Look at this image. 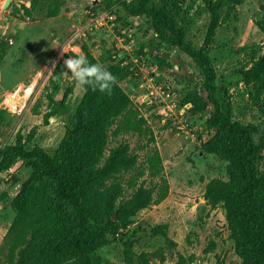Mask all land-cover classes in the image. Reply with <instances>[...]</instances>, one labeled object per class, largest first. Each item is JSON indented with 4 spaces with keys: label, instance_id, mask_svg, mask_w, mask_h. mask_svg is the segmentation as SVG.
<instances>
[{
    "label": "rangeland",
    "instance_id": "1",
    "mask_svg": "<svg viewBox=\"0 0 264 264\" xmlns=\"http://www.w3.org/2000/svg\"><path fill=\"white\" fill-rule=\"evenodd\" d=\"M36 1L32 7L33 0H11L5 9L6 0H0V40L6 39L8 44L0 62V150L21 136L26 149L40 146L55 155L83 92L73 85L66 114L45 121L47 87L56 65L71 52L82 54L86 43L107 68L114 65L123 70L120 84L150 128L110 141V148L128 143L138 157L136 168L114 185L122 186L129 199L131 180H138V186L159 183L161 176L152 178L148 170L154 150L160 152L162 177L169 184L167 198L137 213L127 227L118 226L114 215L117 226L102 235L104 243L97 251L102 264H141L138 256L143 254L149 264H242L223 206L205 198L212 180L228 181L229 177L228 163L203 147L218 132L208 126L214 106L203 87L200 68L162 38L164 30L150 16L131 17L122 6L123 2L136 6L142 0ZM216 1L150 0L148 6L173 14L186 42L199 49L211 21V3ZM26 8L31 9V17ZM106 14H112L114 21L100 26L96 21ZM262 20L264 0L226 5L209 47L218 76V98L222 104L232 105L235 120L257 128V144L264 142V99H252L255 87L244 81L243 73L263 54L264 34L258 27ZM194 106L205 111L192 113ZM32 132L30 143L27 139ZM257 163L264 174V148ZM31 173L32 163L22 159L9 170H0V264H10L6 235L16 216L12 204ZM162 225H167L169 242L154 232ZM125 242L132 245L131 258L126 257Z\"/></svg>",
    "mask_w": 264,
    "mask_h": 264
},
{
    "label": "trees",
    "instance_id": "2",
    "mask_svg": "<svg viewBox=\"0 0 264 264\" xmlns=\"http://www.w3.org/2000/svg\"><path fill=\"white\" fill-rule=\"evenodd\" d=\"M149 2L142 0L136 6L123 2L122 6L131 17L150 16L164 30L162 38L194 61L204 77L208 100L214 106L207 122L218 135L203 147L228 163L229 179L212 180L205 198L211 204L223 206L230 237L242 264H264V174L257 163L264 142L257 144L254 138L257 128L235 120L232 105L222 104L218 98V76L209 48L224 7L242 5L244 0L211 3V21L199 49L186 42V34L178 27L173 14L164 8H149ZM36 5L37 1L33 0L32 7ZM26 14L31 17V9L26 8ZM258 27L264 34V20L258 22ZM7 45L6 39L0 40V62L6 55ZM81 51L90 63L106 67L88 44L84 43ZM74 55L78 54H69ZM107 69L117 78L111 95L79 87L83 92L82 100L54 156L40 146L26 149L21 136L15 144L0 150L1 171L9 170L20 159L32 163V173L12 204L16 216L6 235L10 264H102L97 251L104 243L102 235L117 226L114 215L118 226L127 227L137 213L161 203L168 196L169 184L162 177V158L158 150L148 158V170L152 178L161 176L159 183L138 186V180H131L129 187L133 194L129 199H125L122 186L114 185L120 176L136 168L138 157L131 152L128 143L110 148V141L124 133L143 134L150 128L120 84L123 70L114 65ZM65 70L60 61L49 80V112L45 121L68 111L67 100L76 84L62 75ZM243 79L255 87L252 99L261 102L264 99V51L255 65L243 73ZM37 111L38 107L35 113ZM203 111L205 108L197 106L191 110L192 113ZM27 140L30 143L34 140V132ZM154 232L170 241L167 225L156 227ZM125 247L126 257L131 258L132 245L125 242ZM138 260L149 264L144 254L138 256Z\"/></svg>",
    "mask_w": 264,
    "mask_h": 264
},
{
    "label": "clouds",
    "instance_id": "3",
    "mask_svg": "<svg viewBox=\"0 0 264 264\" xmlns=\"http://www.w3.org/2000/svg\"><path fill=\"white\" fill-rule=\"evenodd\" d=\"M131 3V0H128ZM65 71L62 75L68 77L80 88L91 89L93 92L111 95L117 78L100 63H90L83 54L70 56L64 60Z\"/></svg>",
    "mask_w": 264,
    "mask_h": 264
},
{
    "label": "built area",
    "instance_id": "4",
    "mask_svg": "<svg viewBox=\"0 0 264 264\" xmlns=\"http://www.w3.org/2000/svg\"><path fill=\"white\" fill-rule=\"evenodd\" d=\"M112 21H114V17L112 14H106L105 16H99L97 21L100 26H103V23H111ZM187 109H190L189 107Z\"/></svg>",
    "mask_w": 264,
    "mask_h": 264
},
{
    "label": "water",
    "instance_id": "5",
    "mask_svg": "<svg viewBox=\"0 0 264 264\" xmlns=\"http://www.w3.org/2000/svg\"><path fill=\"white\" fill-rule=\"evenodd\" d=\"M10 5H11V0H6V2L4 4V8L7 9ZM115 218H116V216H115Z\"/></svg>",
    "mask_w": 264,
    "mask_h": 264
}]
</instances>
